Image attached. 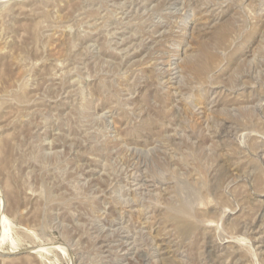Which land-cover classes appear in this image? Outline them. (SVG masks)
<instances>
[{"label":"rangeland","instance_id":"rangeland-1","mask_svg":"<svg viewBox=\"0 0 264 264\" xmlns=\"http://www.w3.org/2000/svg\"><path fill=\"white\" fill-rule=\"evenodd\" d=\"M0 264H264V0H0Z\"/></svg>","mask_w":264,"mask_h":264},{"label":"bare ground","instance_id":"bare-ground-1","mask_svg":"<svg viewBox=\"0 0 264 264\" xmlns=\"http://www.w3.org/2000/svg\"><path fill=\"white\" fill-rule=\"evenodd\" d=\"M179 216H181V215H179ZM176 218H177V219H180L181 217L178 218V215H177ZM181 220H182V219H181ZM173 222H174V221H173ZM179 222H180V221H179ZM179 222H177V224H178ZM175 224H176V223H175ZM181 224H182V223H181ZM185 225H186V224H185ZM182 226H183V225H182ZM183 229H184V228H183Z\"/></svg>","mask_w":264,"mask_h":264}]
</instances>
